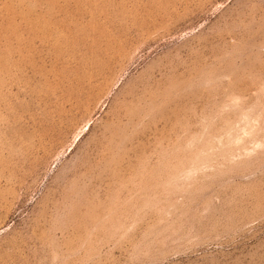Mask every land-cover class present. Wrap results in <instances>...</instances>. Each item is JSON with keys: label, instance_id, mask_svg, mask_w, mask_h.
<instances>
[{"label": "rangeland", "instance_id": "1", "mask_svg": "<svg viewBox=\"0 0 264 264\" xmlns=\"http://www.w3.org/2000/svg\"><path fill=\"white\" fill-rule=\"evenodd\" d=\"M0 264H264V0H0Z\"/></svg>", "mask_w": 264, "mask_h": 264}, {"label": "bare ground", "instance_id": "2", "mask_svg": "<svg viewBox=\"0 0 264 264\" xmlns=\"http://www.w3.org/2000/svg\"><path fill=\"white\" fill-rule=\"evenodd\" d=\"M189 170V169H188ZM187 171V170H186ZM187 178V177H186Z\"/></svg>", "mask_w": 264, "mask_h": 264}]
</instances>
